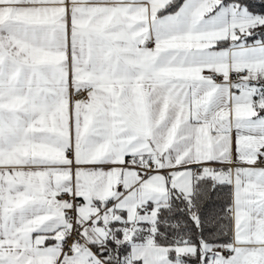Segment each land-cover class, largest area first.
Listing matches in <instances>:
<instances>
[{
  "label": "snow or ice",
  "instance_id": "snow-or-ice-1",
  "mask_svg": "<svg viewBox=\"0 0 264 264\" xmlns=\"http://www.w3.org/2000/svg\"><path fill=\"white\" fill-rule=\"evenodd\" d=\"M0 264H264V0H0Z\"/></svg>",
  "mask_w": 264,
  "mask_h": 264
}]
</instances>
